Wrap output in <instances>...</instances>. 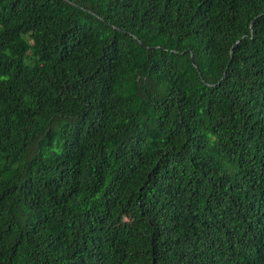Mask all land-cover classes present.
<instances>
[{"label":"trees","instance_id":"1","mask_svg":"<svg viewBox=\"0 0 264 264\" xmlns=\"http://www.w3.org/2000/svg\"><path fill=\"white\" fill-rule=\"evenodd\" d=\"M0 264H264V0H0Z\"/></svg>","mask_w":264,"mask_h":264}]
</instances>
